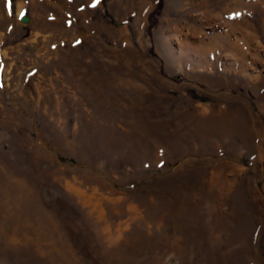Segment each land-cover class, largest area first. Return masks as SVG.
I'll return each mask as SVG.
<instances>
[{"label": "rangeland", "instance_id": "rangeland-1", "mask_svg": "<svg viewBox=\"0 0 264 264\" xmlns=\"http://www.w3.org/2000/svg\"><path fill=\"white\" fill-rule=\"evenodd\" d=\"M0 264H264V0H0Z\"/></svg>", "mask_w": 264, "mask_h": 264}, {"label": "bare ground", "instance_id": "bare-ground-1", "mask_svg": "<svg viewBox=\"0 0 264 264\" xmlns=\"http://www.w3.org/2000/svg\"><path fill=\"white\" fill-rule=\"evenodd\" d=\"M177 43H179V45L181 44V42L177 39Z\"/></svg>", "mask_w": 264, "mask_h": 264}, {"label": "snow or ice", "instance_id": "snow-or-ice-1", "mask_svg": "<svg viewBox=\"0 0 264 264\" xmlns=\"http://www.w3.org/2000/svg\"><path fill=\"white\" fill-rule=\"evenodd\" d=\"M97 2H99V0H97ZM93 6H95V5H93ZM21 15H23V14H21Z\"/></svg>", "mask_w": 264, "mask_h": 264}, {"label": "trees", "instance_id": "trees-1", "mask_svg": "<svg viewBox=\"0 0 264 264\" xmlns=\"http://www.w3.org/2000/svg\"><path fill=\"white\" fill-rule=\"evenodd\" d=\"M159 1V0H158ZM159 3V2H158Z\"/></svg>", "mask_w": 264, "mask_h": 264}]
</instances>
